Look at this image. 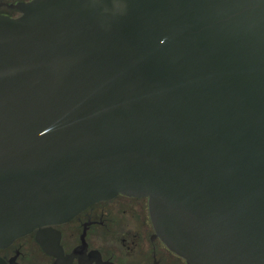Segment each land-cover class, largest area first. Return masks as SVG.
<instances>
[{
  "label": "water",
  "instance_id": "water-1",
  "mask_svg": "<svg viewBox=\"0 0 264 264\" xmlns=\"http://www.w3.org/2000/svg\"><path fill=\"white\" fill-rule=\"evenodd\" d=\"M14 8L0 15V249L121 194L147 199L187 264H264V0Z\"/></svg>",
  "mask_w": 264,
  "mask_h": 264
},
{
  "label": "flooded vegetation",
  "instance_id": "flooded-vegetation-1",
  "mask_svg": "<svg viewBox=\"0 0 264 264\" xmlns=\"http://www.w3.org/2000/svg\"><path fill=\"white\" fill-rule=\"evenodd\" d=\"M27 1L0 0V15L18 17L14 5ZM0 258L5 264H187L155 233L147 199L121 194L17 238L0 249Z\"/></svg>",
  "mask_w": 264,
  "mask_h": 264
}]
</instances>
